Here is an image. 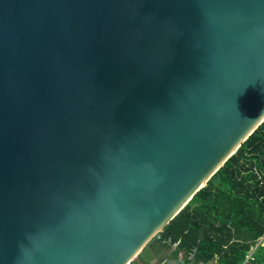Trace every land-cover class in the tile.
I'll return each instance as SVG.
<instances>
[{
  "label": "water",
  "instance_id": "95a60500",
  "mask_svg": "<svg viewBox=\"0 0 264 264\" xmlns=\"http://www.w3.org/2000/svg\"><path fill=\"white\" fill-rule=\"evenodd\" d=\"M264 123V0H0V264H132Z\"/></svg>",
  "mask_w": 264,
  "mask_h": 264
},
{
  "label": "trees",
  "instance_id": "16d2710c",
  "mask_svg": "<svg viewBox=\"0 0 264 264\" xmlns=\"http://www.w3.org/2000/svg\"><path fill=\"white\" fill-rule=\"evenodd\" d=\"M263 237L264 123L132 264H264Z\"/></svg>",
  "mask_w": 264,
  "mask_h": 264
},
{
  "label": "rangeland",
  "instance_id": "374dc122",
  "mask_svg": "<svg viewBox=\"0 0 264 264\" xmlns=\"http://www.w3.org/2000/svg\"><path fill=\"white\" fill-rule=\"evenodd\" d=\"M260 244H261V245L264 244V237L260 240ZM152 263H156V264H158L159 262H158V260H153ZM175 263L180 264V261H179V262H173V263L168 262L167 264H175ZM140 264H144V263H140Z\"/></svg>",
  "mask_w": 264,
  "mask_h": 264
},
{
  "label": "built area",
  "instance_id": "2783aa9c",
  "mask_svg": "<svg viewBox=\"0 0 264 264\" xmlns=\"http://www.w3.org/2000/svg\"><path fill=\"white\" fill-rule=\"evenodd\" d=\"M180 264H184L182 261H180Z\"/></svg>",
  "mask_w": 264,
  "mask_h": 264
}]
</instances>
